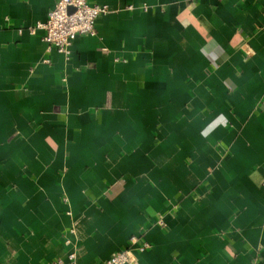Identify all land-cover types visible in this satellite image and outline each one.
I'll list each match as a JSON object with an SVG mask.
<instances>
[{
  "label": "crops",
  "instance_id": "1",
  "mask_svg": "<svg viewBox=\"0 0 264 264\" xmlns=\"http://www.w3.org/2000/svg\"><path fill=\"white\" fill-rule=\"evenodd\" d=\"M57 1L0 0V264H264V0H89L69 58Z\"/></svg>",
  "mask_w": 264,
  "mask_h": 264
},
{
  "label": "built area",
  "instance_id": "2",
  "mask_svg": "<svg viewBox=\"0 0 264 264\" xmlns=\"http://www.w3.org/2000/svg\"><path fill=\"white\" fill-rule=\"evenodd\" d=\"M107 6L92 4L89 0H58L54 9L49 13L45 23L29 28L31 33L44 30V41L49 48H55L59 53L70 57L71 48L79 36H94L96 24L101 16L107 15ZM163 224L162 221H160ZM138 237L130 239L126 250L116 252L101 264H131L135 262L134 249L145 252L149 245L141 244ZM72 264H76V256L69 255ZM55 264H64L58 260Z\"/></svg>",
  "mask_w": 264,
  "mask_h": 264
}]
</instances>
